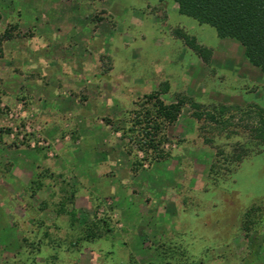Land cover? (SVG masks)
Returning a JSON list of instances; mask_svg holds the SVG:
<instances>
[{
  "label": "rangeland",
  "instance_id": "rangeland-1",
  "mask_svg": "<svg viewBox=\"0 0 264 264\" xmlns=\"http://www.w3.org/2000/svg\"><path fill=\"white\" fill-rule=\"evenodd\" d=\"M0 14V264H264V76L240 42L172 0ZM152 94L181 105L159 159L138 141Z\"/></svg>",
  "mask_w": 264,
  "mask_h": 264
},
{
  "label": "trees",
  "instance_id": "trees-1",
  "mask_svg": "<svg viewBox=\"0 0 264 264\" xmlns=\"http://www.w3.org/2000/svg\"><path fill=\"white\" fill-rule=\"evenodd\" d=\"M163 1V0H161ZM178 4L181 14L187 15L200 24L213 26L220 38H231L241 43L249 62L259 67L264 76V0H172ZM2 15L0 14V22ZM177 34L197 52L203 55L208 51L196 43L195 37H190L181 30ZM9 31L0 33V51L5 40L9 39ZM204 51V52H203ZM150 97L156 99L155 104L148 107L144 119H138L140 124L138 141L139 147L147 152H153L156 159L166 157L161 144L165 138L161 135L165 123L177 120L181 105L165 104L158 95ZM154 109V111H153ZM256 126L252 128L253 139L257 141L251 152L264 147V110H257ZM199 117L201 113H196ZM215 119V116H211ZM247 148V147H246ZM243 149L238 155L239 162L249 155V150ZM258 148V149H257ZM255 149V150H254Z\"/></svg>",
  "mask_w": 264,
  "mask_h": 264
}]
</instances>
